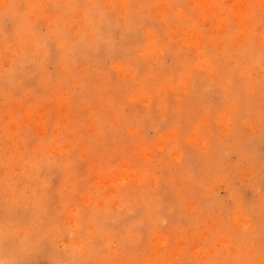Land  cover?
Masks as SVG:
<instances>
[{
  "label": "rangeland",
  "instance_id": "374dc122",
  "mask_svg": "<svg viewBox=\"0 0 264 264\" xmlns=\"http://www.w3.org/2000/svg\"><path fill=\"white\" fill-rule=\"evenodd\" d=\"M56 2L0 10V226L29 233L22 264H264V0H100L97 48L66 12L88 0ZM54 18L67 42L22 62L21 26Z\"/></svg>",
  "mask_w": 264,
  "mask_h": 264
},
{
  "label": "clouds",
  "instance_id": "9594fccd",
  "mask_svg": "<svg viewBox=\"0 0 264 264\" xmlns=\"http://www.w3.org/2000/svg\"><path fill=\"white\" fill-rule=\"evenodd\" d=\"M61 6V0H57L56 7ZM34 5H30L29 9L32 11ZM0 10L7 13L10 11L8 0L0 5ZM79 16L82 21V27L76 33V40L88 48H97L106 43L104 36V29L110 25L109 12L100 3V0H88L85 7H75L66 9ZM24 20L27 21L28 14L24 15ZM74 21L72 19L54 18L49 24L48 31L43 34H37L34 24H28L26 27L21 26L22 38L24 33L29 37L21 50L22 62H29L30 56H39L40 63H43V58L46 56L47 43L53 37H57L65 42L69 36L70 29ZM26 49V50H25ZM10 240L15 243L9 244ZM30 236L25 230H9L6 231L4 227L0 226V264H22L21 258L26 253L29 247ZM6 244L8 245L6 247ZM87 249L83 246L74 247L69 256L72 258L69 264H77L76 257L82 255Z\"/></svg>",
  "mask_w": 264,
  "mask_h": 264
}]
</instances>
